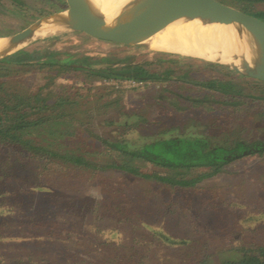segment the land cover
<instances>
[{"label": "rangeland", "instance_id": "374dc122", "mask_svg": "<svg viewBox=\"0 0 264 264\" xmlns=\"http://www.w3.org/2000/svg\"><path fill=\"white\" fill-rule=\"evenodd\" d=\"M61 7V0H0V30L15 34L27 27L30 18L53 14ZM255 7L264 10V3ZM11 8L17 15L9 13ZM55 36L6 59L9 66L0 75V82L7 84L6 90L33 94L53 79L55 97L98 101L103 107L87 115L86 125L72 130L69 141H61L94 169H61L0 144V205H7L0 210V257L4 264H196L204 255L221 261L241 247L264 243V157H244L193 186L173 187L154 178H142L170 171L110 151L99 141L111 139L116 130L104 120L124 115H139L166 125L173 121L178 130L188 122H198L209 127L202 130L204 133L218 140L228 136L231 140L238 137L253 141L263 137L264 98L247 101L242 113L235 115L229 114L228 107L222 115L186 102L178 104L174 96L164 93L166 83L116 79L109 74L126 65H138L149 74L160 75L167 64H161L157 54L178 53L121 42H92L75 33ZM189 59L191 62L183 60L179 65H198L199 60ZM80 62L85 67L77 66ZM48 64L55 69L44 68ZM173 69L175 78L191 77L200 84L215 82V86L226 84L214 79L229 72L216 66L200 68L188 77L185 70ZM254 82L244 78L242 85L254 86ZM183 88L185 96H203L200 88ZM243 90L256 98L264 97V87L245 86ZM169 101L182 111L172 110ZM220 117L221 123L210 127V122ZM141 127L145 134L159 129ZM116 165L129 167L139 175L114 169ZM209 171L194 168L179 179L192 181ZM44 185L52 190H39ZM152 230L191 239L194 244L191 248H171L163 245Z\"/></svg>", "mask_w": 264, "mask_h": 264}, {"label": "trees", "instance_id": "16d2710c", "mask_svg": "<svg viewBox=\"0 0 264 264\" xmlns=\"http://www.w3.org/2000/svg\"><path fill=\"white\" fill-rule=\"evenodd\" d=\"M224 2L264 21V10H258L255 7L256 4L264 3V0H224ZM9 11L10 14L17 15L15 8H11ZM25 17L28 16L25 15ZM38 18H30L26 25L28 26L33 22L32 20ZM10 34H13L10 30H0V38ZM157 56L161 64H167L166 69L160 75L157 73L149 74L141 70L138 65H126L117 70L109 71L110 77L133 79L140 82L158 80L166 83L164 93L174 96L178 104L186 102L199 106V108H207L210 111L217 110L222 115L225 107L230 108V115H235L242 113V108L248 105L249 100L264 98H256L246 94L243 90L245 86L248 89H259L264 87L263 83L254 82V86L250 84L243 86L242 84H245L243 83L244 78L227 70L223 71H227L228 74H218L217 78L214 79V81H226V84L222 83L221 86H215V82L200 84L191 77L189 80L175 78L171 75L175 72L173 68L185 70L184 74L188 76L200 68L208 70L216 66L198 61L197 66H192L189 63L181 67L180 61L188 60L187 62H191L190 59L172 54L159 53ZM78 65L85 67L81 62ZM8 66L9 64L5 61L0 62V75ZM49 67L55 69V66L51 64L44 68ZM56 69L58 70V68ZM159 76L163 78L160 79ZM54 81L53 79L48 80L33 94L27 91L6 90L7 84L0 82V144L18 148L34 159H43L45 164L55 165L61 169L92 170L94 167L87 163L81 154L72 151L61 141H69L72 130L78 127L83 128L86 125L85 117L97 113L103 106L98 101L75 99L70 96L55 97L51 88V85L52 87L56 85ZM183 87H188V91L200 88L203 96L199 98L185 96V92L182 91L185 89ZM206 89H209L207 94ZM100 98L103 99V96L100 95ZM178 104L169 101L172 110L181 112ZM221 118L210 122V127L219 125ZM104 123L116 128L112 131L111 139L101 138L99 140L105 148L129 156L131 159L143 160L160 169L170 171V174L142 176V178H154L173 187L193 186L203 178L222 172L225 166L244 157H264V126L261 129L262 138L246 141L238 137L231 140L228 136L218 140L217 136L204 133L202 130L205 131L208 126L198 122H188L182 130H178L173 121L171 125H166L160 121L149 122L139 115L119 116L116 120H104ZM142 125L148 126L149 129L152 126H158L159 129L150 134H145L141 130L144 128L141 127ZM218 129H222V127L219 126ZM194 168H206L210 171L192 181L179 179L180 175ZM114 169L139 175L135 170L125 166L116 165ZM260 186L263 187V185ZM42 188L52 190L45 185L40 186L39 190ZM5 206L7 207V205ZM5 206L0 205V210L5 209ZM6 212L10 213V210ZM152 233L163 245H168L171 248H191L194 244L191 239L173 237L164 231L152 230ZM235 252L234 255L221 261L204 255L196 264H264V243H251Z\"/></svg>", "mask_w": 264, "mask_h": 264}, {"label": "water", "instance_id": "95a60500", "mask_svg": "<svg viewBox=\"0 0 264 264\" xmlns=\"http://www.w3.org/2000/svg\"><path fill=\"white\" fill-rule=\"evenodd\" d=\"M147 3V9L158 6H172L176 12L194 15L197 20L206 15L207 28L204 31L206 46L197 49L195 39L188 41L191 53L181 55L208 64L219 66L243 78L264 84V60L260 59L253 43L262 41L257 34L252 41L246 40L238 31L234 17L246 16L257 23V17L244 13L238 7L221 0H131ZM61 10L36 19L21 31L0 38V62L18 54L27 46L58 34L75 33L89 41L118 43L124 30V21L118 14L121 0H110L104 6L99 25L89 18L75 14L72 0H61ZM128 5V4H127ZM190 42V44H189ZM191 43L194 45L192 46Z\"/></svg>", "mask_w": 264, "mask_h": 264}, {"label": "bare ground", "instance_id": "6f19581e", "mask_svg": "<svg viewBox=\"0 0 264 264\" xmlns=\"http://www.w3.org/2000/svg\"><path fill=\"white\" fill-rule=\"evenodd\" d=\"M109 1L72 0L71 9L75 14L89 18L99 25L98 18L103 17L104 6ZM118 14H121L124 21V30L119 40L127 46L181 55L191 53L189 40H196L197 49L206 46V38L201 35L207 28L205 14L197 20L194 15L176 12L172 6L147 9L146 2L131 0H121ZM234 19L238 31L246 40L252 41L257 34L261 36L262 41L253 43V48L256 55L264 60V24L242 15H236ZM191 45L194 46L192 43Z\"/></svg>", "mask_w": 264, "mask_h": 264}, {"label": "crops", "instance_id": "0c3cea01", "mask_svg": "<svg viewBox=\"0 0 264 264\" xmlns=\"http://www.w3.org/2000/svg\"><path fill=\"white\" fill-rule=\"evenodd\" d=\"M54 37H57V36H54ZM44 41H45V40H44ZM47 41H50V40H47ZM2 261H3V260H2L1 257H0V264H4Z\"/></svg>", "mask_w": 264, "mask_h": 264}]
</instances>
